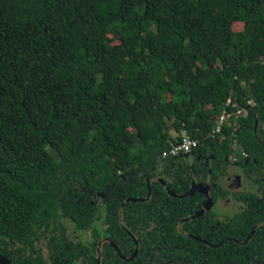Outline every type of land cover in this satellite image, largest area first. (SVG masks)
Masks as SVG:
<instances>
[{
  "label": "trees",
  "instance_id": "1",
  "mask_svg": "<svg viewBox=\"0 0 264 264\" xmlns=\"http://www.w3.org/2000/svg\"><path fill=\"white\" fill-rule=\"evenodd\" d=\"M229 97L256 105L215 133ZM184 135L216 155L215 175L226 157L264 163V0H0V244L69 217L92 226L93 245L110 235L125 247V198L146 196L157 175L190 188L181 153H169ZM203 199L155 180L124 220L156 252L171 232L189 252L198 246L176 224Z\"/></svg>",
  "mask_w": 264,
  "mask_h": 264
},
{
  "label": "flooded vegetation",
  "instance_id": "2",
  "mask_svg": "<svg viewBox=\"0 0 264 264\" xmlns=\"http://www.w3.org/2000/svg\"><path fill=\"white\" fill-rule=\"evenodd\" d=\"M246 156L233 160L226 157L223 162L220 159L218 162L225 163L228 173L215 175V154L206 155L195 149L179 154L180 164L183 161L186 163L192 180L186 192L195 184H202L208 187L211 197L208 207L205 189L199 187L195 190L194 193L204 196L201 207L181 217L176 224V236L182 238L183 242H192L198 246L197 249L185 251L179 239H172L174 236L171 232L163 235L157 249L159 252H156L153 242L142 244L134 229L125 222L126 202L148 201L152 197V183L155 180L167 189V180L157 175L147 179L146 196L127 197L119 208L120 225L130 236L125 247L110 235H100L93 245L92 226H79L69 217H64L63 224H41V229L32 232L33 236L28 242L12 240L13 244L1 243L0 256L5 259L3 264H264V163L258 161L257 165H252L250 157ZM206 170L207 173L202 174ZM214 189L218 191L217 196H214ZM167 191L172 197L180 199L194 194L182 197ZM175 192L178 195L186 193ZM105 208L98 205L94 216V224L100 233L107 226L103 221ZM207 215L210 219L204 220ZM225 244L230 246L227 252L212 253L207 250ZM106 245L114 253H107Z\"/></svg>",
  "mask_w": 264,
  "mask_h": 264
},
{
  "label": "built area",
  "instance_id": "3",
  "mask_svg": "<svg viewBox=\"0 0 264 264\" xmlns=\"http://www.w3.org/2000/svg\"><path fill=\"white\" fill-rule=\"evenodd\" d=\"M256 105V100L249 98L246 104H241L237 101H234L232 97H229L225 104L224 108L216 119V125L213 130L215 133H221L224 130L225 124H234L239 123V119L243 116H247L252 107ZM198 144V140L190 135H184L182 140L179 143L173 144L169 153L177 155L179 153H185L194 149ZM167 153H165L166 155Z\"/></svg>",
  "mask_w": 264,
  "mask_h": 264
},
{
  "label": "water",
  "instance_id": "4",
  "mask_svg": "<svg viewBox=\"0 0 264 264\" xmlns=\"http://www.w3.org/2000/svg\"><path fill=\"white\" fill-rule=\"evenodd\" d=\"M199 187H203L204 189H205V191H206V193H207V195H208V198H207V206L209 207L210 206V203H211V197H210V195H209V189H208V187L207 186H204V185H202V184H195L194 186H192L191 187V189L188 191V192H186L185 194H182V195H178L175 191H173L169 186H167V189L169 190V192L171 193V194H173V195H177V196H189V195H191V194H193L194 192H195V190H197ZM151 193V186H150V184H149V194ZM132 200H142L141 198L139 199V198H132ZM203 211H201L200 213H202ZM200 213H198V214H200ZM115 245H117L116 243H115ZM5 259H3V258H1V256H0V264H3V261H4Z\"/></svg>",
  "mask_w": 264,
  "mask_h": 264
}]
</instances>
